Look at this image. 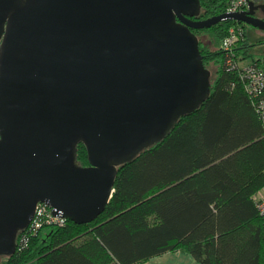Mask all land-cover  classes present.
Here are the masks:
<instances>
[{"label": "water", "instance_id": "water-1", "mask_svg": "<svg viewBox=\"0 0 264 264\" xmlns=\"http://www.w3.org/2000/svg\"><path fill=\"white\" fill-rule=\"evenodd\" d=\"M259 9L198 20L201 0H0V258L40 203L79 224L103 214L119 167L211 96L193 30H264Z\"/></svg>", "mask_w": 264, "mask_h": 264}, {"label": "trees", "instance_id": "trees-1", "mask_svg": "<svg viewBox=\"0 0 264 264\" xmlns=\"http://www.w3.org/2000/svg\"><path fill=\"white\" fill-rule=\"evenodd\" d=\"M230 0H201L205 20ZM234 20L193 32L205 66L217 71L211 96L183 117L164 142L119 167L105 212L89 224L45 225L19 233L15 255L0 264H145L167 253L198 264H264V220L256 196L264 189V126L230 62L247 59L246 28L235 56L223 50ZM260 63L261 61H256ZM77 161L88 166L84 143Z\"/></svg>", "mask_w": 264, "mask_h": 264}, {"label": "built area", "instance_id": "built-area-1", "mask_svg": "<svg viewBox=\"0 0 264 264\" xmlns=\"http://www.w3.org/2000/svg\"><path fill=\"white\" fill-rule=\"evenodd\" d=\"M250 0H230L226 13H240L246 11L249 7ZM245 29L239 24L233 27L228 37L223 43V50L235 56V47L240 42ZM231 67L238 71L240 81L249 96L256 113L264 126V64L262 62H252L245 65L241 61H231ZM257 208L260 216L264 220V192L256 196ZM68 219L55 216L53 209L44 203L37 207L35 218L32 224L27 228V234H36L45 225L60 226L67 225Z\"/></svg>", "mask_w": 264, "mask_h": 264}, {"label": "rangeland", "instance_id": "rangeland-1", "mask_svg": "<svg viewBox=\"0 0 264 264\" xmlns=\"http://www.w3.org/2000/svg\"><path fill=\"white\" fill-rule=\"evenodd\" d=\"M254 3L264 2V0H250ZM247 32V40L249 44V55L247 59L240 57L242 65L261 61L264 64V30L252 27L244 24ZM200 39L204 45L213 48L212 35L210 33H204L200 35ZM212 77H215L217 68L215 65H211L210 69ZM4 261L5 258H2ZM145 264H198L195 259L186 252L178 251L176 253H167L163 256L156 257Z\"/></svg>", "mask_w": 264, "mask_h": 264}, {"label": "flooded vegetation", "instance_id": "flooded-vegetation-1", "mask_svg": "<svg viewBox=\"0 0 264 264\" xmlns=\"http://www.w3.org/2000/svg\"><path fill=\"white\" fill-rule=\"evenodd\" d=\"M261 4H264V2L255 3V5H257V6L261 5ZM254 16L261 19V20H264V13L260 9L255 11Z\"/></svg>", "mask_w": 264, "mask_h": 264}, {"label": "crops", "instance_id": "crops-1", "mask_svg": "<svg viewBox=\"0 0 264 264\" xmlns=\"http://www.w3.org/2000/svg\"><path fill=\"white\" fill-rule=\"evenodd\" d=\"M263 192H264V189H262L258 194L263 193Z\"/></svg>", "mask_w": 264, "mask_h": 264}]
</instances>
